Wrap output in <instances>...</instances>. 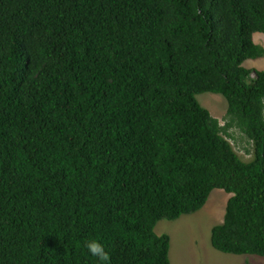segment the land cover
<instances>
[{"label":"trees","instance_id":"obj_1","mask_svg":"<svg viewBox=\"0 0 264 264\" xmlns=\"http://www.w3.org/2000/svg\"><path fill=\"white\" fill-rule=\"evenodd\" d=\"M256 33L264 0H0V264H100L90 239L110 264H170L157 223L215 189L231 196L212 246L264 257Z\"/></svg>","mask_w":264,"mask_h":264},{"label":"rangeland","instance_id":"obj_2","mask_svg":"<svg viewBox=\"0 0 264 264\" xmlns=\"http://www.w3.org/2000/svg\"><path fill=\"white\" fill-rule=\"evenodd\" d=\"M254 40L264 46V33H256ZM244 65L264 70V57L248 59ZM197 98L221 124L230 120L228 103L223 95L205 92L198 94ZM229 133L232 137L228 139L240 157L245 161L250 160L251 154L246 149L251 146L245 134L235 125L229 129ZM230 196L222 189H215L202 209L175 220L162 219L157 223L155 231L158 234L167 233L171 237L170 264H264L263 256L225 253L212 246L211 230L223 222Z\"/></svg>","mask_w":264,"mask_h":264},{"label":"clouds","instance_id":"obj_3","mask_svg":"<svg viewBox=\"0 0 264 264\" xmlns=\"http://www.w3.org/2000/svg\"><path fill=\"white\" fill-rule=\"evenodd\" d=\"M85 247L88 253L97 258L100 264H110V254L100 241L90 239L86 242Z\"/></svg>","mask_w":264,"mask_h":264},{"label":"crops","instance_id":"obj_4","mask_svg":"<svg viewBox=\"0 0 264 264\" xmlns=\"http://www.w3.org/2000/svg\"><path fill=\"white\" fill-rule=\"evenodd\" d=\"M157 233V232H156ZM160 235V234H159ZM170 236V235H169ZM171 238V237H170Z\"/></svg>","mask_w":264,"mask_h":264}]
</instances>
